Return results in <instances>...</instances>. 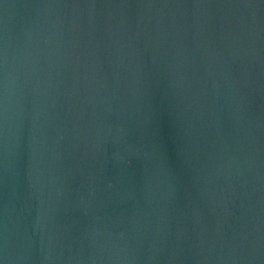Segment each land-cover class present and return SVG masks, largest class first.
Returning <instances> with one entry per match:
<instances>
[{"label":"water","instance_id":"95a60500","mask_svg":"<svg viewBox=\"0 0 264 264\" xmlns=\"http://www.w3.org/2000/svg\"><path fill=\"white\" fill-rule=\"evenodd\" d=\"M0 264H264V0H0Z\"/></svg>","mask_w":264,"mask_h":264}]
</instances>
